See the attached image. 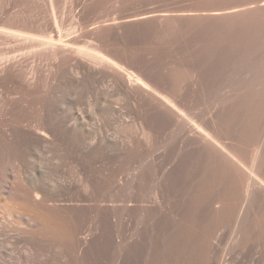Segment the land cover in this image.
Segmentation results:
<instances>
[{
    "label": "rangeland",
    "instance_id": "1",
    "mask_svg": "<svg viewBox=\"0 0 264 264\" xmlns=\"http://www.w3.org/2000/svg\"><path fill=\"white\" fill-rule=\"evenodd\" d=\"M216 2L217 0H0V121L17 124L19 120L16 111L20 110V104L30 106L44 99V102L50 101V104L54 99L59 100V103L65 101L66 104H62L64 106L59 108L58 113H70L73 110L70 107H74L69 100L72 103L80 100L84 79L77 76L75 70L69 69L73 64L70 58H77L76 52L84 47H98L116 59L118 57L119 62L130 68L143 66L141 70L146 73L151 66L152 71H155L152 72L150 68L149 74L157 73L170 81L174 78L173 82H169L175 87L179 84L181 90L186 89L184 86L188 85L192 74L200 68V75L203 77L201 83L209 84V73L213 74L216 67L224 68L221 64L229 62L226 57L231 58L230 63L232 60H235L234 63L238 61V66L242 61L240 56L243 55L244 47L246 49L251 44V38H246L245 32L239 33L240 28H233L232 35L225 34L223 37L217 20L203 18L210 14L208 10L215 9ZM215 22L217 25H214ZM234 30L238 31L235 33L238 34V37L235 35L236 38H233ZM199 38L208 41L201 39V42ZM220 38L224 39V43ZM188 39L192 48L189 47L191 44ZM196 39L202 44H193L197 42ZM48 40L51 42L46 43ZM212 40L217 42L206 45ZM251 40L253 42L255 38ZM226 44L230 51L223 47L220 49L221 45L226 48ZM210 45L214 51L208 48ZM211 51L214 56L212 58H217L221 66H216L217 61L212 65L215 59L210 57ZM189 54L194 57L192 62ZM208 58H211V63ZM228 62L224 64L225 71L216 68L218 73L213 75L220 77L228 70L229 74L226 75L231 76L229 69H226ZM147 63L150 65L147 66L148 70ZM208 66L216 67L212 70ZM178 79L177 84H174ZM84 80V85L89 86L88 79ZM92 83L87 88L94 92V88L100 86V83L97 81L99 85L96 83L95 86ZM48 86L55 87L56 90L59 88L56 97L54 94L49 96L44 93L49 89ZM179 87L177 90H180ZM21 90L26 92L23 94ZM88 104L79 108L85 107L86 111L96 112L92 102L91 105L90 102ZM43 115L45 121L55 116L50 110L43 112ZM126 120L111 121L123 146L98 145L93 137L88 153L79 150L76 142L57 128L58 136L50 138L48 149L40 148L43 145L15 129L12 132L10 129L6 136L8 138H0V264H213L220 255L227 257L223 264H264L261 217L260 220L257 218V227L253 233L248 237L234 238L236 242L228 237L233 227L229 229L227 224H221L217 238L212 240L213 245L209 247L208 241L216 231L217 218L207 211L209 209L204 201L206 197L202 198L200 195H197L199 201L196 194L193 195L192 203L184 198V207L179 211L177 209L171 217L161 215L157 218L155 215L146 228L141 227L142 215L137 212L139 191H135L138 190L135 180L131 186L125 181L126 177L130 178L138 171L140 156L135 142L138 131L130 119ZM111 132L112 130L107 134L111 135ZM8 170L12 175L7 174ZM83 170L90 173L89 183H84ZM14 182L21 183L19 194L9 192ZM124 184L127 185L126 188H123ZM170 189L176 194L175 183L172 182ZM173 200L176 205V195ZM122 220L124 223L128 220L133 225L140 224L138 227L142 230L141 238L130 247L113 245V242L117 243V239L111 238V233L123 229V226L120 227Z\"/></svg>",
    "mask_w": 264,
    "mask_h": 264
},
{
    "label": "bare ground",
    "instance_id": "2",
    "mask_svg": "<svg viewBox=\"0 0 264 264\" xmlns=\"http://www.w3.org/2000/svg\"><path fill=\"white\" fill-rule=\"evenodd\" d=\"M216 3L215 9H212L213 11L211 8H208L212 12L206 9L210 14H207L208 16L203 18L217 20L219 23L218 27H220L219 31L220 33L222 32L223 37L225 34H229V36L232 35L233 28L235 29L237 27V29L240 28L239 33L245 32L246 38H255L253 42L251 39L249 40L251 44L254 43L252 46L249 43L251 48L248 47L250 49L246 45L249 50L247 48L246 50L244 47L243 55L240 56V58L242 57V61L239 62L238 66H236L237 60L235 63V60H232L233 62L231 61L230 63L231 58L229 59L226 57L227 60H229V62L226 61L228 62V68L226 69H229L231 76L226 75L229 74L227 73L228 70L225 73L223 72L220 77L213 75L218 71L216 70V66H218L220 62L217 61V58V60L212 58L214 56L211 51L212 56L210 57L213 60L215 59V61L212 62L210 61L211 58L210 60L208 58L209 62H212V65H214L216 61L218 62L216 66H211L212 68L216 67L213 74L211 72L213 69L208 66L212 69L209 70L215 80L209 73L210 78L207 77L209 79V81H207L209 84L204 82L201 83V68L199 70L196 69L197 71L190 77L188 85L186 84V87L183 85L186 89L181 90L178 84L176 86L179 87L180 90H177V87H175L173 83H170L173 82L172 79L174 78L170 77L171 81L165 80L166 76H161L159 74L160 72L158 73L160 76H158L157 73L154 75L150 72L151 74H149L148 72L151 66L148 65V61L146 69L148 70L147 66H150V68L146 73L141 70L143 66L141 68L139 67L140 69L137 68V66L130 68L128 65L122 64L121 61L119 62L120 59H118L117 56L116 59L113 55L106 53L107 51H101L98 47L93 49H90V47L89 49H85L86 47H84L80 48L78 51L76 49L77 58L75 56L76 59L73 58L71 60L70 58L73 64L71 66L69 65L71 67H69V69L75 70L77 76L82 77L81 79H90V82L87 80L88 84H91V81L96 83L98 81L100 86L94 88V92L92 91L94 94L87 88L88 85H84V81L86 82V80L83 79V84L81 83L83 85V91L82 93L80 92V100L77 103L76 101L72 103V101L69 100L72 107H74H70V109H73L72 111L68 109V111L72 112H70L71 114L68 113L69 115L67 112L62 113V115L59 114V108L64 106L62 104H66L64 100V103H59V100L56 101L54 99L51 104L49 103L50 101H46L49 103L48 105L44 102V99L43 101H37L40 103L34 102L36 104H30V106L26 105L27 107L22 102L20 105L17 102L20 110L15 106V109L18 110L16 111L18 114H15L18 116L17 119L19 121L17 120V124L14 122L6 124L8 122L4 123L3 121L5 120H1L0 138L3 140L8 138L6 136H8L7 134L10 129L11 132L12 129H15L16 132L43 145L40 148L44 147L43 149H48V144L51 142L49 141L50 138H56V136H58L57 129H60L63 130L65 136L68 135L67 138L71 137V139L76 142L79 150L88 153L92 147L93 141L91 139L93 137L98 145H105L107 147L110 145L114 147L118 145L123 146V142L111 121L126 122V118H128L135 124L134 127L136 126L135 128H137L138 131V134H135V142L137 153L140 156L138 159H140H137L138 171L136 174L134 176L131 175L130 178H128L129 176L126 177L125 181L126 183H130L129 185L131 186V183L135 180V186L138 189L135 191H139V197L137 199L139 202V210L137 212H141L142 215L143 224L141 223V227L146 228L147 223L155 215H157V218H160L161 215H168L171 217L177 209L179 211L184 207V198L193 202V195L196 194V198L197 195H200L202 198L206 197L204 201L208 206L207 209L210 210L207 211L217 218L216 231L214 230L215 233L208 241L209 247L213 245L212 240L217 238V231L221 224H227L229 229L233 227V230L228 234V237H231L230 240L251 235L255 227H257L256 224L258 219L260 220V217L263 223L262 229L264 230V0H217ZM208 21L210 20H207V22ZM214 25H217V23ZM214 27L215 26H213V28ZM212 30L210 31L212 32ZM235 33H238V31L234 30L233 38L235 35L238 37V34ZM211 34L214 33L212 32ZM217 38L218 37H216V39ZM222 38H220V40ZM197 39V42H191L197 44L199 43ZM201 39L199 38V41H201ZM211 39L212 37L209 40ZM218 39L217 41H219ZM206 40L205 38L204 40L202 39V41ZM223 40L224 39H222V41ZM50 42L51 41L48 40L46 43ZM210 42L214 43V40L205 43L209 45L211 44ZM189 47L192 48V44ZM209 47L211 48V45L208 46V48ZM219 47L220 49L221 47L229 49L228 46V48H225V45ZM230 48L232 50L231 46ZM211 50L213 49L211 48ZM204 53L207 52L205 51ZM216 53L217 52H215L214 55H216ZM222 54H220V56L225 57ZM191 55L190 60L192 62V58L194 57ZM206 55L204 56L206 57ZM187 56L188 55H186V57ZM231 57H233V55H231ZM186 60L188 61V59ZM186 60L185 63L187 62ZM223 60H221V62ZM209 62L208 65H210ZM144 63L146 62L144 61ZM199 63H201V61ZM224 64H221L224 68L218 67L222 69V71H225L226 65ZM129 65H131V63ZM195 68L196 67L192 69ZM188 71H190V69ZM222 71L220 73H222ZM192 72H194V70L191 71V73ZM161 74L163 75L162 72ZM211 78L214 81H212ZM204 79L207 80L206 77H204ZM176 81L178 82L179 79L175 80L174 84ZM94 84L92 83V85ZM202 84L206 85L204 86ZM97 85L99 84L97 83ZM57 90L55 87L51 86V88L44 93L49 96L51 94L52 96L56 94ZM23 92L26 91H22V93ZM87 94H90V97H87ZM56 96L57 95H55V97ZM47 98L49 97L47 96ZM84 98H86V100L82 104ZM89 102L90 105L92 102L96 112L93 110H91V112L90 110L86 111L85 107L79 108L81 106H86ZM48 110H50L52 114L54 112L55 116L50 118L49 121H45L43 112ZM95 116H98V118ZM92 119H97V121H93ZM12 123H14V126ZM111 130V135L107 134ZM7 174L9 176L12 175L10 171ZM79 174L81 176V173ZM88 174L90 173L86 171L82 174L85 180L84 183H89L88 178L90 176ZM172 182L177 186L176 194L170 189ZM125 184L123 188H126L127 185ZM20 185L21 183L14 182L9 192L19 194L21 192ZM85 186L87 187V184ZM129 190L131 191V189ZM82 191L84 192V190ZM11 195L15 196V194ZM174 195L177 197L176 205L173 202ZM134 197L136 202V195ZM201 202H203V200ZM138 218L139 217H137V220ZM127 221H125V223L123 220L121 221L120 227L123 226V229L120 228L119 230L112 231L111 238L115 237L117 239V243L113 242L114 246L124 248L130 247L133 242L141 238L142 234L140 232L142 230L140 231L138 227L140 224L133 225L131 222ZM213 221H215V218H213ZM185 222H187V220H185ZM241 239L243 240L244 238ZM234 241L236 242V240ZM263 241L264 240H262V242ZM226 258L225 255L217 256L213 264H223Z\"/></svg>",
    "mask_w": 264,
    "mask_h": 264
}]
</instances>
